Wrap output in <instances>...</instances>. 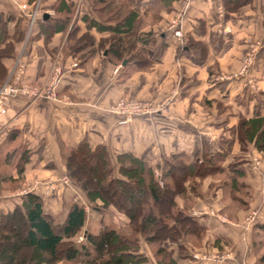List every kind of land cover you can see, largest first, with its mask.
<instances>
[{"label":"crops","instance_id":"obj_1","mask_svg":"<svg viewBox=\"0 0 264 264\" xmlns=\"http://www.w3.org/2000/svg\"><path fill=\"white\" fill-rule=\"evenodd\" d=\"M64 1L72 7L68 27L54 34L44 47L36 23L53 16L54 0H0V15L11 18L6 32L14 50L13 57L0 60L8 72L5 81L12 80L18 66L22 69L20 82L30 87L45 86L52 78L54 66L58 65L60 73L55 87L56 101L16 97L3 102L0 157L6 146L30 151L28 163L16 183L23 188L32 181H57L64 176L57 139L69 148L81 141L91 149L103 146L111 160L123 153L143 157L156 174L165 157L183 153L190 160L192 151L200 148L201 142L220 149L218 141L224 139L228 152L224 174L203 178L196 193L187 192L190 199L187 214L203 228L202 238L194 244L182 239L165 240L161 246L176 264H264V153L248 148L241 155L235 130L239 118L252 115L254 98L245 104V91L253 95L264 92V0L242 2L235 10H224V0H190L180 23L179 40L167 26L182 0H126L132 11L142 17L139 33H150L156 43L163 39L164 49L155 59L153 47H145L150 62L147 70H138L125 62L107 61L108 44L100 48L97 41L109 34L94 30L89 31L95 40L91 56L85 60L79 57L88 49L75 57L66 54L64 46L70 27L75 24L76 38L79 37L85 32L80 18L92 14L87 0ZM21 5L26 9L21 10ZM31 10L37 13L32 20ZM16 29L25 30L21 42L10 39ZM188 38L203 46L202 54L189 52L193 55L190 58L185 52H178L177 48L184 46ZM250 46L257 47L254 63L246 75L240 76L239 62ZM198 55H202L200 62ZM73 61L77 67L71 69ZM120 97L162 104L163 110L134 118L128 125H118V117L108 113L107 108ZM261 114L264 115V110ZM234 157L242 160L237 169L243 172V184L248 187L246 207L232 197L227 187H222L219 177L229 179L227 166ZM9 177L17 180L14 170ZM55 184L58 189L49 195L42 185L33 190V194L42 198L45 212L62 214L64 206L80 198L85 210V232L96 234L102 224L101 215L89 208L79 191ZM15 190H0V213L19 204ZM235 196L238 198V193ZM175 202L178 208L183 207L182 200ZM180 244L187 248L184 257L177 255ZM139 253L146 256L143 264H156L143 242L139 243ZM29 254L30 247L20 248L16 264H25ZM217 255L224 258L219 262L208 259Z\"/></svg>","mask_w":264,"mask_h":264},{"label":"trees","instance_id":"obj_2","mask_svg":"<svg viewBox=\"0 0 264 264\" xmlns=\"http://www.w3.org/2000/svg\"><path fill=\"white\" fill-rule=\"evenodd\" d=\"M242 2L250 0H224L223 8L235 10ZM87 4L92 17L83 15L80 18L85 32L77 38L78 28L75 24L70 27L64 46L66 54L75 57L88 49L79 57L85 60L91 56L95 40L89 35L90 30L109 34L108 38L97 41V46L105 48L104 44H108L105 56L112 64L125 62V65L132 64L138 70H147L150 62L146 59L145 47H153V59L163 51V39L158 38L156 43L150 33H139L143 25L142 17L132 11L126 0H87ZM51 9L53 16L36 23L38 35L43 36L44 47L54 34L67 29L72 16V7L64 0H54ZM10 20V17L2 18L0 15V60L14 56L6 32ZM24 35L25 30L16 29L10 39L21 42ZM68 42L71 44L67 47ZM177 49L191 58L193 55L189 52L202 54L203 46L188 38L185 45ZM201 56L198 55L197 62H200ZM7 73L0 63V86ZM251 98H254L252 115L239 118L235 125L241 155L248 148L264 153V115L261 114L264 92L253 95L245 91V104ZM218 142L220 149L201 142L200 148L192 151L190 160L183 153L165 157L157 166L158 174H155L143 157L123 153L111 160L103 146L91 149L85 141H81L76 147L69 148L57 139L64 176L90 207L101 215L102 226L96 234L85 232L82 205L69 203L64 206L62 214L53 215L45 212L41 197L26 193L11 211L0 213V264H16L17 251L22 247H30L25 264H58L57 261H60L59 264H143L146 256L139 253L140 239L156 264H176L161 244L165 240L177 239L194 244L202 238L203 228L187 214L190 200L187 192L196 193L203 178L224 174L223 163L228 155L226 140L219 139ZM29 155V151L21 153L14 169L18 177L28 163ZM233 160L227 166L231 176L223 181L222 187H227L232 197L246 207L247 203L235 196L241 192L248 194V187L243 184L244 174L237 169L242 160L240 157ZM84 168H88L90 180L81 177L80 169ZM1 173L0 184L5 180L12 181ZM176 199L182 200V208L177 207ZM115 215L124 217L126 231L118 226L112 227ZM107 220L109 223H105ZM78 236L82 240L76 244ZM185 251L186 246H177L178 256H186Z\"/></svg>","mask_w":264,"mask_h":264},{"label":"built area","instance_id":"obj_3","mask_svg":"<svg viewBox=\"0 0 264 264\" xmlns=\"http://www.w3.org/2000/svg\"><path fill=\"white\" fill-rule=\"evenodd\" d=\"M190 4V0H182L180 9L176 12L174 17L168 22V30L171 32L172 36L177 40L181 39L180 32V23L184 18L185 11L188 9ZM21 10L26 9L25 5L20 6ZM35 12V10H33ZM29 14V17L33 19L35 13ZM257 51V47L250 46L249 50L245 53L240 61V69L239 75L244 76L248 73L250 68L254 63L255 53ZM76 66L75 62L70 64V68H74ZM20 74L21 70L15 73V76H12L11 81L5 82L2 86H0V115L5 114V108L3 106V102L10 98L22 97L29 101H34L37 99L56 101L55 97V87L57 83L59 73V67L54 66L52 69V78L45 84V86L36 88L30 87L24 83L20 82ZM163 110V105L157 107H151L147 104L137 103L135 100L130 99L129 97H123L117 100L115 103L110 105L107 108V112L113 115H116L117 124L118 125H128L130 124L134 118L137 117H145L155 113H159ZM156 174V173H155ZM63 184H66L65 178L61 179ZM44 187L49 191H53L54 188L51 185L48 186V183H43ZM160 185V183H159ZM193 258L196 255L192 256ZM224 257L222 255L210 256L208 259L214 261H221Z\"/></svg>","mask_w":264,"mask_h":264},{"label":"rangeland","instance_id":"obj_4","mask_svg":"<svg viewBox=\"0 0 264 264\" xmlns=\"http://www.w3.org/2000/svg\"><path fill=\"white\" fill-rule=\"evenodd\" d=\"M34 11H32L31 10V12L29 13V14H31V13H33ZM35 13V15H34V17L36 16V12H34ZM33 17V18H34ZM30 20H32L31 18H30ZM245 54H243L242 55V57L244 56ZM242 57H241V59H242ZM241 59H240V61H241ZM73 62H75V64H76V66L74 67V68H76L77 67V62L76 61H73ZM240 63V62H239ZM70 67V66H69ZM71 69H73V68H71ZM18 70H21V72H22V69H21V67L20 66H18V67H16V71L15 72H18ZM114 71H116V69L114 70ZM11 74V73H10ZM5 82H7V81H4V84H5ZM3 85V84H2ZM1 85V86H2ZM120 98H123V97H120ZM119 98V99H120ZM119 99H117V100H119ZM130 99H132V100H135L137 103H143V104H147V105H149V106H151V107H157V106H160L161 104H151V103H149V102H146V101H141V100H136V99H134V98H130ZM116 100V101H117ZM116 101H114L113 103H115ZM112 103V104H113ZM112 104H110V105H112ZM109 105V106H110ZM108 106V107H109ZM161 112V111H160ZM145 117H147V116H145ZM26 151H28V150H26V149H24V148H15V149H11V147L10 146H6L5 147V149H4V151H2L1 152V157L0 158H2L3 156H4V160H1L3 163H1L0 164V172H2L1 174H3V175H5V177H9V173L11 172V171H13L14 169H15V165L18 163V161H19V158H20V155H21V153L22 152H26ZM30 152V151H29ZM0 161V162H1ZM61 161V160H60ZM87 163V162H86ZM50 166L51 165H48L47 167H49L50 168ZM86 167H90V166H88V165H86ZM88 168H84V170L83 169H80V174H81V177L82 178H86V179H89L90 180V176H89V174H88ZM15 171V170H14ZM23 171V170H22ZM16 173V172H15ZM22 174V173H21ZM6 175H8V176H6ZM17 176V175H16ZM220 177V179H221V181H224V179L223 178H221V176H219ZM62 178H65V180H66V184H63V182H62ZM19 179H20V176L18 177L17 176V180H15V181H9L8 183H4L3 185L1 184L0 185V190H7V189H11L12 191H14L16 188H18V189H16L15 190V192H16V195H18V197H19V199H20V197L21 196H23L24 194H26V193H33V190H35L38 186H43L44 187V185H43V183L44 182H46V183H48V186L50 187L51 185L53 186V188H54V190L53 191H56L57 189H58V186H57V184H55V182H58L60 185L59 186H61V187H63V188H65V187H73V185L71 184V182L68 180V178L66 177V176H63V177H61V178H58V180L56 181V180H51V181H41V182H36V183H33V181H32V183L31 184H29V185H26V186H24L23 188H21L20 187V185L18 184V183H16V182H18L19 181ZM160 186V185H159ZM74 188V187H73ZM75 189V188H74ZM44 191H46V194H50V193H52L53 191H48L46 188H45V190ZM78 191V190H77ZM80 194V192H78V195ZM81 195V194H80ZM76 196V195H75ZM238 196H239V198L241 197V201H243L244 203H247L248 202V200H249V198H248V196L246 195V194H244L243 192H241V193H238ZM75 202L77 203V204H79V205H82V203H81V200H80V198H76V200H75ZM230 203H232L233 204V202H231L230 201ZM234 205H235V203H234ZM83 206V205H82ZM88 206H89V208L91 209V207H90V204H88ZM236 206V205H235ZM83 208H84V206H83ZM109 215V214H108ZM110 216H114L113 214H110ZM119 217V218H117V217ZM122 219V220H121ZM112 221H113V225H112V227L113 228H115L116 226H118V227H121V230H123V231H126L127 229H125V226H124V222H125V219H124V217L123 216H121V215H115V218L113 219V217H112ZM102 226V225H101ZM101 228V227H100ZM84 229L86 230V227H84ZM82 240V237L81 236H78L77 237V239H76V244L77 243H79L80 241ZM140 242H143L142 241V239H140V241H139V243Z\"/></svg>","mask_w":264,"mask_h":264},{"label":"water","instance_id":"obj_5","mask_svg":"<svg viewBox=\"0 0 264 264\" xmlns=\"http://www.w3.org/2000/svg\"><path fill=\"white\" fill-rule=\"evenodd\" d=\"M42 16H43V18H45L46 17V14H43Z\"/></svg>","mask_w":264,"mask_h":264}]
</instances>
